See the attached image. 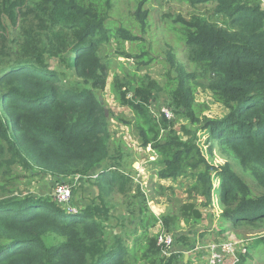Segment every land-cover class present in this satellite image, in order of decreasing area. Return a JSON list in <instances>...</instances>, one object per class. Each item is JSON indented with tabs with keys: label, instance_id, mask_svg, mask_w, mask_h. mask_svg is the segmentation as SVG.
<instances>
[{
	"label": "trees",
	"instance_id": "1",
	"mask_svg": "<svg viewBox=\"0 0 264 264\" xmlns=\"http://www.w3.org/2000/svg\"><path fill=\"white\" fill-rule=\"evenodd\" d=\"M174 1L190 9L173 21L192 69L167 53L166 106L173 118L159 110L153 114L150 105L164 104L158 101L164 88L146 75L135 86L115 76L111 91L132 111L140 145H150L156 154L159 178L192 179L189 190L202 199L181 206L185 225L201 222L200 206L219 208L220 231L228 224H264V194L252 193L228 160L213 161L218 148L264 185V5L259 0ZM142 4L134 14L144 29L148 11ZM112 5L113 0H0V31L5 21L18 28L15 44L0 41L1 50L10 51L0 65V179L10 176L12 167L37 170L55 183L83 175L97 199L68 211L53 195L0 196V264H189L182 247L193 248L195 233L175 232L174 245L182 249L168 257L156 235H149L145 218L130 245L126 233L106 239L112 190L125 202L140 194L145 204L120 147L111 145L109 117L96 93L107 83L99 47L113 35L106 25ZM114 35L137 39L120 27ZM46 55L55 57L59 71L49 68ZM64 69L76 75L70 86L62 82ZM198 87L223 105L224 115L198 117ZM175 115L195 127L176 130ZM94 170L98 173L91 176ZM72 196L73 189L70 204ZM160 218L171 232L176 217ZM260 244L264 247V234L255 237L254 246Z\"/></svg>",
	"mask_w": 264,
	"mask_h": 264
},
{
	"label": "rangeland",
	"instance_id": "2",
	"mask_svg": "<svg viewBox=\"0 0 264 264\" xmlns=\"http://www.w3.org/2000/svg\"><path fill=\"white\" fill-rule=\"evenodd\" d=\"M142 1V9L148 11L146 16L145 28L142 29L134 12L139 2ZM264 5V0H259ZM185 10L189 13L190 9L186 6L180 5L174 0H113L112 8L106 19V25L113 35L109 41L103 43L99 47V54L103 61L107 63V83L103 89H96L99 99L103 102V106L107 111L109 117V132L112 146H119L124 155V164L126 171L129 172L138 183L140 192L145 198V204L141 202V195L131 198V202H125L121 198V194L112 190L109 197L110 218L106 226V239L110 240L115 233H126V241L130 245L134 236L140 235L142 228V219L148 223L149 235H154L156 229V222L152 219L151 214L169 215L174 218L170 230L174 235L175 232L193 237V249L188 250L183 246L184 255L188 253L187 259L189 264H206V251L199 248L200 245L208 242L224 241L229 238H236L242 240L247 245L248 252L239 262L243 264H264V247L263 245L254 246L255 237L264 234V224L261 225H227L225 231H220L224 224L221 219V211L219 208L213 209L200 208L203 211V218L197 225H185L180 219V208L184 203L195 202L199 204L201 197L195 192L190 191L192 179L189 176L183 175L176 179H161L157 174V166L154 164L152 148L147 145L143 148L138 140L137 133L133 127L132 111L126 107L121 106L116 100L115 94L111 91V82L117 76L122 81H129L131 86L139 83L140 79L145 75L155 80L159 86L164 89L158 95V101L168 104V93L165 88L166 72L168 70V63L166 56L168 52L174 54L175 58L186 65V70H191L192 66L186 64V49L179 37L178 24L174 23L173 18L175 14ZM189 17V15H182ZM123 28L132 35L136 36V40L115 38L114 32L117 28ZM4 38L6 45L15 44L18 38V28L15 25L5 21V29L0 31V41ZM8 53L3 52L0 47V65L8 60ZM2 61V63H1ZM47 65L52 70L59 71V64L55 57L46 55ZM67 75L62 82L66 86L74 83L76 75L72 72L66 71ZM92 89L93 87L90 86ZM196 112L198 117H221L226 110L218 102H215L211 93L207 89L198 87L195 91ZM153 114L157 115L158 106H153ZM174 127L180 130L181 125L194 128L195 125L184 117H177L175 115ZM127 120L129 123H125ZM204 136L202 137V140ZM205 152V148H203ZM229 161L233 169L244 179L250 187L252 193L256 195L264 194V185L259 184L254 176L249 171L241 168L239 162L234 158L228 156L225 152L219 151L218 148L213 149V161L216 164H222ZM11 175L6 179H0V196L7 197L10 195L22 196L25 194L34 195H53L54 188L57 183L48 176L37 170L26 171L19 167L11 168ZM97 171L91 174L96 176ZM75 181L72 189L73 196L71 209L68 211H76L87 203V201L97 200L96 188L91 186L86 178ZM72 193V190H71ZM71 197V194H70ZM143 211H141V208ZM132 210V212H129ZM136 231V234L134 235ZM197 247L195 250L194 248ZM186 259V260H187ZM138 264H147L141 261Z\"/></svg>",
	"mask_w": 264,
	"mask_h": 264
},
{
	"label": "built area",
	"instance_id": "3",
	"mask_svg": "<svg viewBox=\"0 0 264 264\" xmlns=\"http://www.w3.org/2000/svg\"><path fill=\"white\" fill-rule=\"evenodd\" d=\"M153 106L154 105H150L151 110L153 109ZM158 110L160 113H163L167 119L173 118L171 109L166 105H160ZM153 158H156V154ZM80 177L87 176L76 175L71 177V181L65 180L64 182L61 181L60 183H57L54 188L53 199L58 203L65 204L68 209H71L68 201L72 186ZM154 234L156 235L157 245L160 246L162 255L168 257L177 251V248L174 245L173 234L165 229L160 216L157 217ZM199 248L205 249L206 251V264H238L240 257H243L247 253L246 243L236 238H229L228 240L218 242H208L207 244L200 245ZM194 249L196 250L197 247Z\"/></svg>",
	"mask_w": 264,
	"mask_h": 264
},
{
	"label": "water",
	"instance_id": "4",
	"mask_svg": "<svg viewBox=\"0 0 264 264\" xmlns=\"http://www.w3.org/2000/svg\"><path fill=\"white\" fill-rule=\"evenodd\" d=\"M100 99H101V98H100ZM105 113H106V115H107V111H106V110H105ZM187 256H188V254L186 253V254L184 255V261H186Z\"/></svg>",
	"mask_w": 264,
	"mask_h": 264
},
{
	"label": "clouds",
	"instance_id": "5",
	"mask_svg": "<svg viewBox=\"0 0 264 264\" xmlns=\"http://www.w3.org/2000/svg\"><path fill=\"white\" fill-rule=\"evenodd\" d=\"M158 216H160V215H158ZM158 216H157V217H158ZM227 240H228V239H227ZM247 252H248V249H247ZM246 254H247V253H246Z\"/></svg>",
	"mask_w": 264,
	"mask_h": 264
}]
</instances>
